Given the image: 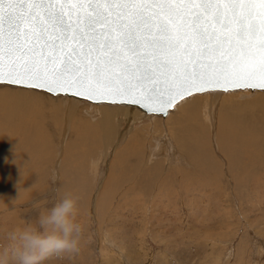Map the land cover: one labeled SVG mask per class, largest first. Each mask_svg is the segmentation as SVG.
I'll list each match as a JSON object with an SVG mask.
<instances>
[{
	"label": "rangeland",
	"instance_id": "374dc122",
	"mask_svg": "<svg viewBox=\"0 0 264 264\" xmlns=\"http://www.w3.org/2000/svg\"><path fill=\"white\" fill-rule=\"evenodd\" d=\"M20 87L32 91L37 97L39 96L42 116L36 114V110L33 109L34 112L31 111L28 115L30 122L46 118V113H50L47 106L52 107L53 105V108H58V116H56L58 121H54L55 123L51 125L53 129L51 132L46 123L40 125L41 132L47 140L50 136L52 139L51 134L55 136L51 140L53 144L52 146L50 144L51 148H49V155L46 158L36 159L37 163L36 160L31 159L25 163L16 164L17 166L10 164V166L8 164L3 166L0 163V249L7 246V234L11 230L30 223L35 224L39 216L46 214L65 194H72L79 197L76 220L85 229L81 251L71 257L53 256L43 264H264V119L260 117L262 115L259 102L256 104L257 107L251 105V110L250 107L241 109L244 112H241L243 116L241 115L240 120L252 113L259 119L255 122L253 120L250 124L253 123L258 127L256 129L254 126L257 131L254 133L259 134L258 141L261 150L254 161L253 159L241 160L247 166L244 168V173H241L231 169L230 159L222 152L224 151L221 147L222 140L217 142L215 127H211L213 131L203 127L209 122H202L201 127L208 135L207 143H204L205 147L203 145L200 147L201 150L195 148V156L185 150L183 141H189L192 146L189 149L194 150L193 144L187 138L189 131H186L184 136H179L173 140L174 142L167 139L169 143L167 151L163 149L156 152L154 156L148 157V155L150 156L149 153L147 154V147L150 145L148 144V146H141V150L136 152L138 155L131 156L124 151L123 158L116 160L115 154L118 151H123L124 141L130 137L133 131L144 128L143 131L146 132L149 131L148 127L151 131L152 123L156 119L160 120L162 124L164 120L166 123L165 115L155 113L156 115L149 116L148 112L131 105L130 107H134L135 113L141 115L140 121L134 120L135 122L120 125L115 139L112 138L109 141L98 129V133H94L92 130L93 137L87 135L90 132L86 133L84 129L82 131L84 136L87 135L89 138L86 137V140L83 135L78 134L80 132L76 130L77 127L69 129L71 134L64 133L66 131H63L62 128L68 124L63 123L65 120L63 114L68 102L74 99L78 109L82 108L79 109V114L83 117L86 115L85 117L89 118L92 123L88 126L92 127L93 124L100 122L103 116V111L99 112L103 107L97 105L98 102L66 94L54 95L32 87ZM254 91L258 93L256 90ZM261 91L264 92V90ZM216 92L217 94H214ZM214 93L211 102L218 111L224 101H222L219 90ZM227 93V96L232 95L229 94L230 92ZM197 95L199 93H195L193 96ZM262 96L264 97V95ZM230 97L233 99H226L225 102L230 101L231 107L237 103L242 106L239 101L251 99L246 96L239 98L237 95ZM69 98L71 99L69 100ZM21 102L20 105H23L24 101ZM107 104L112 107L119 105V103ZM181 107L183 108V105L178 107L180 111H177L175 115L177 118L173 119L182 122L180 129H184L186 118L190 123L199 121L201 124L203 119L198 111L196 114L193 111L196 120H192L195 117H193L192 111L191 114L187 111V109L189 110L187 106H185L187 109ZM181 109L187 113L184 114ZM116 111L115 107L112 110L113 114ZM90 112L93 116L89 114ZM88 115L91 116L88 117ZM188 116L190 117L188 118ZM22 117L24 118L25 114H22ZM150 117L154 118L150 119ZM31 119L34 120L31 121ZM6 121L4 122L8 124L9 122ZM119 121L120 117H117V125ZM176 122L172 124L176 126ZM242 122L244 123V121ZM145 124L150 125L146 126ZM164 126L163 124L162 127ZM44 127L47 131L43 130ZM162 127L161 129H163ZM25 128L26 132L27 127ZM34 129L30 128V133H33ZM24 131L22 129V132ZM60 131L63 133L60 134ZM140 133L141 131L136 139L139 148V143L143 142ZM151 134L152 132L150 136ZM220 136L222 137V134ZM102 138L108 142L107 145L99 143ZM113 140L114 142L109 146V142ZM148 141L146 140V144ZM67 142H70L68 144L69 157L62 154L63 157L61 151ZM85 143L87 146L84 145ZM153 145H155L154 141ZM58 151L60 155H58ZM179 154L182 157H179ZM63 158L67 163L63 162ZM209 159L211 160L210 167L207 163L204 164ZM41 163L44 165L42 166ZM201 163L204 164V168L212 170H207V172L200 165ZM156 164H161L160 168H155ZM22 166L23 170L26 168L25 172L22 170ZM163 176L167 177L165 179L166 188L160 185ZM15 179L16 182H14Z\"/></svg>",
	"mask_w": 264,
	"mask_h": 264
},
{
	"label": "water",
	"instance_id": "95a60500",
	"mask_svg": "<svg viewBox=\"0 0 264 264\" xmlns=\"http://www.w3.org/2000/svg\"><path fill=\"white\" fill-rule=\"evenodd\" d=\"M52 7L62 10L66 31H61L60 27H53L47 22L42 6L35 8L31 4L3 6L5 52L7 53L8 33L12 29L13 22L18 21L20 18L23 20L20 23V33L22 40H26L24 47L27 50L23 54L5 55L3 83H8L9 79L15 78L10 77L8 74L10 65H15L20 71H23V66L27 65L30 71L40 76V83L44 81L53 82L58 77L63 81H73L78 76L88 77L84 87L75 85L70 87L65 83L63 86H54L51 92L45 90L44 87L36 89H41L54 95L66 94L91 102L103 101L110 103V101L116 100L119 103V101H127L130 98L128 95H101L91 91L88 85L96 86V81L92 77L96 70L97 60H99L105 69V77L111 81L107 85L100 84L98 87L101 91L126 88L130 90L132 97L139 98L140 103L119 104L134 105L145 112L161 115L164 114L158 111H149V109H158L163 101H166L170 96H175L171 105L167 106L168 112V109L180 98L194 92L207 91L192 88L183 95H175L180 81L187 73L210 71L209 69H202L196 66L194 62L197 60L205 64L211 63L215 65L217 62L226 64L230 81L239 80L241 83L259 84L258 66L264 57L259 52H257L255 57H248L239 53L241 42L234 37L235 30L238 28L235 21L227 29L222 28L220 24L215 22L210 26V30L214 29L216 31L218 38L227 35L230 38V43L223 44L222 48L211 56L200 57L196 54L199 44L192 39V28L194 13L201 8L200 5L182 6L186 9L185 19H177L175 14H169L166 11L160 12L159 6L154 5L146 6L154 11L146 12L143 19L131 14L117 19L116 13L112 11L115 6L109 5L73 3L58 4ZM250 7H254L257 10L264 9V6L261 5ZM94 10L102 12L106 19H97L95 23H90V19H96V11ZM29 11L38 13V18L35 20L29 19ZM9 13H11V19H9ZM256 15L257 22H259L261 13L258 11ZM161 24H168L173 36L187 33L178 49L169 51L161 48L158 43L161 39L159 32ZM41 28L45 30L41 32ZM123 32H129L132 38L141 42V47L138 50L139 59L132 56L119 42ZM84 33L88 34V36H82ZM100 33H103L113 41V50L119 53L118 63L108 64L106 62V57L112 55V51L109 49H101L98 52L93 46V50L89 51L90 38L92 36L99 38ZM13 35H15L14 31ZM37 37H39L38 40ZM259 39L260 37L257 35L256 41L258 42ZM189 43L191 46L186 52L185 46ZM66 64L70 66V71H65ZM72 65L75 67H71ZM123 65H130V67L125 71ZM249 73H256L255 77L250 81L247 79ZM37 82L36 80L24 78L17 83L8 84L24 86L25 84ZM207 87L213 86L209 85ZM215 87L218 89L223 87L231 89L234 84L221 83ZM237 89L260 88L244 87ZM89 96H91V99L87 98Z\"/></svg>",
	"mask_w": 264,
	"mask_h": 264
},
{
	"label": "bare ground",
	"instance_id": "6f19581e",
	"mask_svg": "<svg viewBox=\"0 0 264 264\" xmlns=\"http://www.w3.org/2000/svg\"><path fill=\"white\" fill-rule=\"evenodd\" d=\"M0 88H1L0 89V163H2L3 166H4V164H8V165L10 164V165L17 166V165H19V163L22 164V163H25V162H27L28 160H31V159L33 161H35L36 159H40L41 160L42 158L43 159L46 158L49 155V148H51L50 147V144H51V146L53 144L51 140L55 136H54V134H51L52 135V139H51V136H50V137H48L49 139L47 140L46 136H43V134L41 132L40 125H44L46 123V125H48V127L50 129V132H51V130H53L52 127H51V125H53V123H55L54 121H58V118L56 117V116H58V114H57L58 108H53L54 105L52 107H48L47 106V108L49 109L50 113H48V114L46 113V115H47L46 118L44 117V119L36 120L37 122H35V121L34 122H30L29 119H28V117H29L28 115L30 114L31 111H33V109L36 110L35 111L36 114H41V110H40L41 108H40V104H39L40 101L38 99L39 96L38 97H37V95L35 96L32 93V91H28V89L27 90L25 88L21 89L22 87H20V86H13V85L9 86V84L0 83ZM254 90H256V92H258V93H255ZM219 92H220V96H222L221 98H222V101H224V103L220 105V107H219L220 109L218 111L216 110L217 107H215V105L212 104V102H211V97L213 96L214 91L194 92V93H191V94H189L187 96H184V97L180 98L178 101H175L176 103L174 102L173 106L170 109H168L167 116L166 117L164 116V118H166V123H164L165 120L163 121V124L165 126L162 127L163 124L161 123V121L158 120V119H156L154 121V123H152L153 129H151V131H150V128L149 127L147 128V129H149V131H146V132L143 131L144 128H142L140 130L133 131V133L130 135V137L129 138H126L125 141H124V147L125 148L123 149V151L122 150L121 151H118V153L115 154L116 155L115 156L116 160H119V158H123L124 151H126L128 153V155L134 156L136 154V152H138V151L141 150V146H144V145L148 146V144H150L147 147V150H148L147 151V154L148 153L150 154V156L148 155V157L154 156L156 154V152H159L160 150H163V149L165 151H167L168 146H169V143L167 142V139L169 138L172 141L173 140H176V138H178L179 136H184V133L186 131L187 132L189 131V136L187 138L193 144L194 150H190L189 149L190 147H192V146H190L189 141H183L184 147L186 148L185 150H187L189 152V154L191 153L192 156L193 155L195 156L196 155L195 154V151H196L195 148L199 149L202 145L204 146V143H207V139H206L207 136H208L207 135V132L205 133L204 129L201 127L203 125L202 122L203 121L204 122L206 121V123L207 122H209V123H208V125L204 124L203 127L207 128V130H209V129L211 130V127H213V128L215 127V130H216L215 133H216V135H215V133H213V134L215 136H217V142L218 143L220 142V140H222L221 147L224 150L222 152H223V154L226 155V157H228L230 159V161H231V163H230L231 169L232 170L235 169V170H237V171H239L241 173H244V170H245L244 168H246L247 166H245V163L242 162V161H244L245 159L246 160H248V159L252 160L253 159V161H254V159L259 156L261 150H260V145H259V141H258L260 139V137H258L259 134L258 133H254V132H257L256 129L258 127H256L255 125H253V123H252V125L250 124L253 120H254V122L257 121V120H259L258 117L255 116L253 113L250 114V115L248 113H246L249 116L246 115L247 117H245V118L243 117L242 120H240L241 115H242L241 112H244V111H242V110L245 109L244 107H246V109H247V107H250L249 109L251 110V108H252L251 105H253L255 107L256 104H257V102H259V104H260L259 106H261L260 113L262 115L260 117L261 118L263 117V119H264V97L262 96V95H264V94H262L264 92H262L261 90H257V89H236L235 91H228V92H230L229 94H232L230 96L237 95L239 98H245V96L246 97H251L252 96V93H254V96H252L251 99H248L247 98V99H244V101H242V102H240L239 100H237V101H239V103L242 106L237 105L238 104L237 103V104L233 105L232 107H231V103H229L230 101L229 102L228 101L225 102V100L226 99H233V98L230 97L229 95L227 96V94H228L227 92L220 91V90H219ZM34 93H35V91H34ZM195 93H199V95L193 96ZM214 94H217V92L214 93ZM70 99L71 98H69V100ZM21 101H24L23 102V105H20V103H22ZM42 103H45V102H42ZM68 103L69 104L67 105L64 114L61 113V114L65 115V117H64L65 120L64 121H63V118H61L62 121H63V123H65L66 125L68 124L66 127L62 128L63 131L64 130L66 131V132H64L65 134L70 133V130H72L71 128H74V127L76 128L77 127L76 130H78V132H80L78 134H81V135L84 136V134H83L82 131L85 129L86 133L87 132H90L87 135H92V137H93V134L91 133V132H93L92 130H94V133H98V131H97V129H98L99 131H101L100 133L109 141L110 139L114 138L116 136V134L119 132L120 125H126V124H129L131 122H135L134 120L140 121L141 118H142L141 115H139V113H135L134 107H130L131 105L119 104L117 106H113L112 107V105H110V104H107V103H104V102H102V103L99 102L98 104L97 103H95V104L103 107V109L102 110L100 109L101 111H99L101 113L103 111V114H102L103 116L102 117L100 116L101 117L100 122L93 124L94 126H92V127H89L92 124V123H90L91 120H89V118L85 117L86 116L85 114H84L85 115L84 117L79 114V109H82V108H79L78 109V106L74 102V99H71ZM101 104H103V105H101ZM49 105H51V104H49ZM180 105H183V108L184 109L186 108L185 106H187L189 108V110H190L189 111L186 108L189 113H191V111H192V113H193V111H195V114H196L197 113L196 111H198L200 113V115L202 116L201 118L203 119V120L201 119L202 120L201 121V124L199 123V121H197V123L196 122H191L190 123V121L187 118L185 119L183 117V119H185V124L183 125L184 129H182V128L180 129L182 122H180L178 120H173L176 117L175 115L177 114V111H180V109H178V107ZM115 107L117 108V111L113 114L112 110ZM47 108L45 107L46 110H47ZM182 109H181V112L184 113V111H182ZM254 109H252V110H254ZM169 110H171V111H169ZM214 110H216V111H214ZM186 113H184V114H186ZM22 114H25V117L24 118L22 117ZM89 114H92V113L90 112ZM153 114H155V113H149V116L150 115L152 116ZM195 114L193 113V117L195 116ZM180 115H182V113ZM40 116H42V114ZM89 116H91V115H88V117ZM92 116H93V114H92ZM117 117H120V121H119V124L118 125H117ZM189 117L190 116H188V118ZM151 118H154V117H150V119ZM181 119H182V117H181ZM5 120H7L9 123L8 124L5 123L4 122ZM33 120L31 119V121H33ZM192 120H196V116ZM214 120H215V124H214ZM175 121H177L176 122L177 123L176 126H174V124H172ZM242 121H244V123ZM245 121H248L249 123L248 122H245ZM258 123H259V121H258ZM57 124H58V122H57ZM149 125L150 124H148L146 126H149ZM146 126H144V127H146ZM254 126L256 127V129L254 128ZM25 127H27V131L26 132L24 131V130H26ZM59 127H60V125H59ZM161 127L163 129H161ZM21 128L23 129L24 132H22V129ZM30 128H35L33 133H30V131H31ZM45 129L46 128L44 127L43 130L44 131H47ZM76 130H74V131H76ZM176 130L179 131V132H175ZM63 131L62 132L60 131V134L63 133ZM74 131H73V134H74ZM85 131H84V133H85ZM140 131H141L140 135H141V137L143 139L142 140L143 142H142V144L139 143L140 144V148H139L137 146L138 144H137L136 139L139 136V132ZM211 131H213V129ZM151 132H152V134L150 136V133ZM261 132H263V131H261ZM156 133H159V134L156 135ZM178 133H180V135H178ZM78 134H76V135H78ZM99 134H98V136H99ZM123 134H125V133L123 132ZM220 134H222V137L220 136ZM87 135H86V137H87ZM95 135H97V134H95ZM209 135H211V134H209ZM71 137H72V135H71ZM77 137H79V136H77ZM86 137H85V139H86ZM58 139H59V136H58ZM87 139H89V138L87 137ZM69 140H70V138H69ZM146 140L147 141L149 140L147 142V144H146ZM71 141H73V140H71ZM153 141H154V144L155 145H153ZM113 142H114V140L112 142H109V146H111ZM138 142H140V141H138ZM69 143L70 142H67V144L65 143L66 146H64V148L62 149L61 155L64 154L66 156L68 155V157H69V152H70V148L68 146ZM99 143L100 144H104V145H107L108 144V142H106L105 139H103V138L99 140ZM84 145H86V143ZM90 145H92V144L90 143ZM94 146H95V144H94ZM121 148H123V147H121ZM60 149H59V151H60ZM84 149H86V148H84ZM200 150H201V148H200ZM202 151H201V153H202ZM205 151H206V148H205ZM220 151H221V149H220ZM58 155H60V152H59ZM136 155H138V154H136ZM179 157H182V155L179 154ZM177 159H178V161H180L179 158H177ZM62 160H63V162H66L65 158H63ZM183 161H185V160H183ZM210 161L211 160L209 159L204 164L207 163V165L209 166L210 165L209 164ZM42 162H43V160H42ZM142 162H143V160H142ZM36 163H37V160H36ZM189 164H190V162H189ZM204 164L201 163L200 165L204 168ZM237 164H239V167H237ZM41 165L43 166L44 164L41 163ZM160 166H161V164H159V165L156 164L155 168H160ZM31 168H33V167H31ZM65 168H67V167H65ZM204 169L207 171V170H210L211 168L210 169L209 168L208 169L204 168ZM213 169H214V167H213ZM22 170H23V166H22ZM24 170L26 171V168ZM133 170H134V168H133ZM37 171H40V170H37ZM18 178H19V176H18ZM21 178H23V177H21ZM165 179H167V177L166 176H163L162 181H160V185L165 186V188H166ZM13 181H12V183L16 182V179H15L14 182ZM18 183H19V181H18ZM6 202H7V200H6ZM4 205H5V203H4Z\"/></svg>",
	"mask_w": 264,
	"mask_h": 264
},
{
	"label": "snow or ice",
	"instance_id": "6c2138e0",
	"mask_svg": "<svg viewBox=\"0 0 264 264\" xmlns=\"http://www.w3.org/2000/svg\"><path fill=\"white\" fill-rule=\"evenodd\" d=\"M89 4V5H109L115 6L112 11L116 13L117 19L126 15H135L141 19L144 18L146 12L154 11L146 6H159L160 12H168L169 14H175L177 19H185L184 16L186 9L182 6L186 5H200L201 8L196 10L193 16V28H192V39L198 42L199 48L196 54L200 57H207L214 55L218 52L223 44L230 43V38L226 35L223 37H217V33L214 29L210 30V26L213 22L220 24L222 28H229L233 21L238 25L235 30L234 37L238 39L241 44L239 48V53L248 56L255 57L257 52L264 57V9L257 10L255 5L264 6V0H0V83L4 82V58L5 55L13 56L15 53L23 54L27 51L24 47L26 40H22L20 33V23L23 22L22 18L18 21L13 22L12 29L8 33L7 40V53L5 52V33H4V5H33V7L42 6L44 9V14L47 17V22L53 27H60L61 31H66L63 12L62 10L54 9L53 5L58 4ZM177 6V7H173ZM227 6V7H222ZM243 6V7H241ZM96 11V19H90V23H95L97 19H106V16L98 11ZM261 13V18L257 22V12ZM231 14V15H229ZM38 13H33L29 11V19L35 20L38 18ZM210 17V19H209ZM11 13H9V19H11ZM207 25V26H206ZM45 29L41 28L40 31L43 32ZM13 31L15 35H13ZM159 32L161 39L158 42L162 49H167L169 51L176 50L180 47L184 36L187 33H183L177 36H173L171 29L168 24H161L159 27ZM259 35L260 39L257 42L256 37ZM82 36L87 37L88 34L84 33ZM39 37H37V40ZM132 56L139 59V48L141 47V42L138 39L132 38L129 32H123L119 41ZM93 46L96 51L101 49H109L112 51V55L106 57V62L108 64L118 63L119 53L113 50V41L105 36L103 33L99 34V38L92 36L90 38L89 51L93 50ZM190 43L185 46V51H188ZM256 50V51H254ZM66 59H68L66 57ZM196 66L202 69H209L208 72L194 71L192 73H187L178 85V90L176 91V96L183 95L190 89L195 88L197 90H207V91H235L237 88H256L259 87L264 90V58H262L261 63L258 66V72L260 76L259 84L255 83H241L239 80L230 81L228 79L227 65L224 63L217 62L213 65L211 63H201L199 60L194 62ZM167 66V65H165ZM71 67H75L72 65ZM130 65H123L126 71ZM23 71L16 68L15 65H10L9 76L15 77L9 79L8 83H17L19 80L24 78L36 80L37 83L25 84V87H44L45 90L51 92L54 86H63L67 83L68 86H78L84 87L86 85L87 76H78L73 81H63L59 77L53 81H44L40 83V76L29 70L27 65L23 66ZM70 66L65 65V71H70ZM62 75V74H61ZM114 75V74H113ZM256 73H249L247 79L250 81L255 77ZM96 81V86L88 85L93 93H99L101 95L111 94V95H128L130 98L127 101H119V103L137 104L140 103L139 98L132 97L130 90L126 88H116L112 91H101L98 87L100 84H110V80L105 77V69L101 62L97 60L96 70L92 77ZM221 83H233V88L223 87L217 88L215 86ZM212 85L213 87H207ZM91 99V96L87 97ZM175 96H170L166 101L162 102V105L158 109H149V111L162 112L167 116V106L171 105ZM103 102V101H97ZM118 101L113 100L110 103H117ZM143 106V105H142Z\"/></svg>",
	"mask_w": 264,
	"mask_h": 264
},
{
	"label": "clouds",
	"instance_id": "9594fccd",
	"mask_svg": "<svg viewBox=\"0 0 264 264\" xmlns=\"http://www.w3.org/2000/svg\"><path fill=\"white\" fill-rule=\"evenodd\" d=\"M79 197L65 194L35 224L15 228L0 249V264H43L53 256L79 254L84 226L77 222Z\"/></svg>",
	"mask_w": 264,
	"mask_h": 264
}]
</instances>
